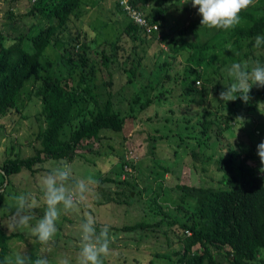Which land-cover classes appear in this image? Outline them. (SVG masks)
Here are the masks:
<instances>
[{"label": "rangeland", "instance_id": "rangeland-1", "mask_svg": "<svg viewBox=\"0 0 264 264\" xmlns=\"http://www.w3.org/2000/svg\"><path fill=\"white\" fill-rule=\"evenodd\" d=\"M30 2L31 0H0V30L3 33H31L47 23L44 18L24 13ZM261 4H264V0H254L249 6H254V9H249L258 13L261 10L255 5ZM165 17L164 27L159 26L161 35L163 29L170 34L180 29L187 39L207 40L210 43L228 36L227 30L200 26L201 16L197 8L191 6V0L187 3L184 0L172 2ZM126 21V15L118 6L117 0H82L67 21L68 29L79 34L75 49H82L88 61L94 62L91 80L97 98L102 101L108 92L112 106L125 118L119 131L102 129L96 138L82 140L75 150V156L67 161L72 165L77 178L92 176L99 184L95 188L97 195L89 198L79 213L62 215L58 221L53 251L48 254L52 264L61 256L74 258L79 247L77 226L89 214L96 219L97 228L104 224L110 226L112 255L106 258L105 264H114V260L122 264H178L176 254L172 252L181 244L177 222L189 214L192 198L180 191L176 184L215 186L218 185L220 176V171L213 162L193 159L189 154L191 148H199L196 143L198 126L195 120L202 111L200 106L211 108L216 97L219 98L220 92L215 89L228 83L230 77L227 69L232 63L246 62L249 67L256 62L264 64V45L256 48L255 41L249 46L246 40H239L229 45L225 43V47L217 46L214 50L212 47L210 56L201 67L204 71L198 77L199 80L195 79L193 73L185 79L182 71L188 64L184 63L182 54L171 59L166 54L167 43L151 37L132 48L130 36L122 30ZM59 34L62 41L66 42L67 29ZM24 41L25 47L29 48L28 39ZM113 42L117 44L116 47ZM62 45L59 41L55 47L48 46L43 54L44 58L56 62L54 68L58 67L57 69H62L57 61ZM103 54L108 57L105 64L101 61ZM164 60L167 62L161 64L160 68L169 66L167 72L170 75L165 78L161 75L163 70H157L156 81L152 71ZM127 68L134 70L129 76L131 80H128ZM73 77L74 81L76 76ZM149 78L155 83L149 91H141L140 84L144 83L147 87ZM33 84L34 81L28 80L18 94L16 107H11L0 116V162L4 157L15 154L21 157L30 155L33 147L38 144L36 132L43 126V120L39 113L40 102L32 93ZM188 84L195 86V89H190ZM253 88L260 89L255 85ZM135 92H140L139 99L132 102L131 97ZM148 97L150 99L147 104L141 103ZM249 99L251 106L248 105L247 109L240 107L239 115L235 117L237 122L223 134L224 139L230 142L240 137L250 140L256 147L264 139V87L262 95L249 94ZM261 122L263 125H260ZM69 128V123L64 124L60 137H65ZM206 149L209 152V148ZM224 149L221 147L220 153H224ZM201 158L202 156L199 157ZM124 159L128 163L121 168L119 163ZM61 161L66 160L46 158L34 163L32 167L36 168L33 170L22 167L7 176L8 183L4 187L2 198L4 217L1 222L6 232L12 235L7 238L8 249L5 256L17 249H24L33 257L40 254L41 246L32 243L33 238L27 232L8 231L4 224L8 223L13 210L11 197L28 192L39 196V178ZM246 163L260 173L256 151ZM260 174L264 182V173ZM106 177H124L126 181L135 183L136 188L130 191L132 197L124 201L105 200L103 195L107 190L112 191L114 186V182ZM119 185L116 184L115 187L118 188ZM111 194L114 195L113 192ZM152 197L154 202H150ZM158 205L171 218L163 217L158 225L150 227L134 230L118 228L123 223L142 219L157 220L161 217L156 208ZM42 214V207L34 212L37 217ZM170 219H176V222L169 225L167 220ZM156 252L168 253L169 256H159L154 254Z\"/></svg>", "mask_w": 264, "mask_h": 264}, {"label": "trees", "instance_id": "trees-1", "mask_svg": "<svg viewBox=\"0 0 264 264\" xmlns=\"http://www.w3.org/2000/svg\"><path fill=\"white\" fill-rule=\"evenodd\" d=\"M81 1L31 0L29 8L24 13L44 18L47 20L46 24L31 33L18 32L7 35L0 30V116L11 107H16L20 90L30 80L34 81L32 93L40 102L39 113L43 120V126L36 132L38 144L33 147L30 155L21 157L15 154L12 157H4L0 162V173H2L0 175V260L8 249L7 238L12 235L6 232L1 222V218L4 217L2 198L4 187L8 183L7 176L19 171L22 167L33 170L36 168L32 167L34 163L46 158H63L70 161L82 140L96 138L102 129L119 131L124 124L125 116L112 106L108 92L102 101L97 98L94 83L91 80L94 74V62L88 61L82 49H75L79 34L73 33L67 27L69 15L75 11ZM127 1L132 7L142 11L147 22L156 23L158 26L156 30L145 31L143 25L129 18L120 0H117L118 6L127 18L122 30L130 36L131 47L134 48L147 37L166 42L167 56L169 55L172 59L177 54H182L184 63L188 64L182 71L185 79L193 73L195 79L199 80L198 77H201L204 71L201 67L210 56L212 47L214 50L217 46L225 47V43L229 45L239 40H246V44L251 46L257 35H264V4L255 5L261 10L258 13L249 9H254V6L242 10L239 14L240 23L227 30L228 36L210 43L207 40L187 39L184 31L180 29L174 34L163 29L164 32L161 35L159 26L164 27L165 12L172 2L178 0ZM66 29L68 36L66 42H63L59 33ZM24 39H28L29 48L25 47ZM59 41L63 45L58 51L57 61L60 62L62 69L54 68L56 62H52L50 58H44L43 55L46 47H55ZM116 45L113 42V46L116 47ZM107 59L105 54L101 56L103 64ZM166 62L164 60L156 70L152 71L156 81L157 72H161V69L163 70L161 75L165 78L169 77L170 74L167 72L169 66L160 68L161 64ZM126 73L128 80H131L129 76L134 73V70L127 68ZM74 75L76 78L73 81ZM193 80L194 77L190 80L191 84ZM147 83H149L147 87L144 83L140 84L139 89L149 91L155 82L149 78ZM231 83L230 78L227 84L215 91L221 92ZM191 84H188L190 89H195V86ZM262 88L256 90L252 87L249 94L262 95ZM139 94L140 92L134 93L131 97L132 102L139 99ZM149 99L148 97L141 103L147 104ZM249 101L250 99L245 103L238 97L234 101L224 102L216 97V102L210 105L211 108L200 106L202 111L195 120L198 126L196 143L199 148L197 150L191 148L189 154L193 159L213 162L215 168L220 171V176L218 185L215 186L176 184L180 191L192 198L189 214L177 222L180 228L181 244L172 252L176 254L178 264H221V262L264 264V182L262 175L246 163L247 159L254 156L256 147L250 140L240 137L230 142L224 139L223 134L237 122L235 117L239 115L240 107L247 109L248 105L251 106ZM66 123L70 126L68 133L65 137H60L61 129ZM260 125H263V122ZM221 147L225 148L224 153H220ZM201 156L202 158L199 159ZM127 163L124 159L119 163V167L122 168L123 164ZM106 178L112 180L114 186L112 191L107 190L103 195L105 200L124 201L132 197L130 191L136 188L135 183L126 181L124 177ZM116 184H120L118 188L115 187ZM111 192L119 198L114 197ZM151 201H155L154 197ZM156 208L161 213V217L157 220L142 219L123 223L118 228L134 230L144 226L150 227L158 225L163 217L171 218L169 213L161 210L159 205ZM167 222L172 225L176 219H170ZM154 254L169 256L168 253ZM114 264L122 263L114 260Z\"/></svg>", "mask_w": 264, "mask_h": 264}, {"label": "clouds", "instance_id": "clouds-1", "mask_svg": "<svg viewBox=\"0 0 264 264\" xmlns=\"http://www.w3.org/2000/svg\"><path fill=\"white\" fill-rule=\"evenodd\" d=\"M187 2L188 0H184V3ZM253 2L254 0H191V6L197 8L201 16L200 26L228 30L240 23L239 14ZM261 45H264V35H257L254 47L259 48ZM227 74L232 83L219 93L221 101H234L239 97L247 103L254 85L257 88L264 87V64L259 62L252 67L246 62L232 63ZM256 154L260 161L258 171L264 173V139L257 144ZM98 184L99 181L92 176L77 178L72 165L61 161L39 178V196L32 192L13 195V210L8 223L4 225L8 231L27 232L33 238L32 243L41 246V252L33 257L26 250L17 249L4 256L0 264H52L48 254L53 251L58 221L62 215L79 213L89 198L97 195L95 188ZM41 207L43 214L35 216V210ZM109 228L108 224L97 228L96 219L90 214L86 215L76 229L79 247L74 258L61 256L55 264H105L106 258L112 255Z\"/></svg>", "mask_w": 264, "mask_h": 264}, {"label": "built area", "instance_id": "built-area-1", "mask_svg": "<svg viewBox=\"0 0 264 264\" xmlns=\"http://www.w3.org/2000/svg\"><path fill=\"white\" fill-rule=\"evenodd\" d=\"M120 3L122 4V7L125 9L126 13L128 14L129 18L144 26L145 31H150L151 29H157L158 26L156 25V23H149L145 20V18L143 17L142 11L132 7L127 0H120ZM126 164H123V167H125ZM123 174V173H122Z\"/></svg>", "mask_w": 264, "mask_h": 264}]
</instances>
